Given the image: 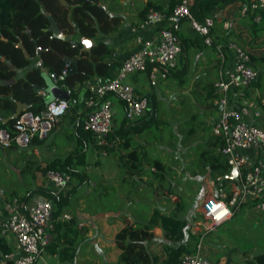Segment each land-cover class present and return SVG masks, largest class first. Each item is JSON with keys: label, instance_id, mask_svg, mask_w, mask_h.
<instances>
[{"label": "built area", "instance_id": "built-area-1", "mask_svg": "<svg viewBox=\"0 0 264 264\" xmlns=\"http://www.w3.org/2000/svg\"><path fill=\"white\" fill-rule=\"evenodd\" d=\"M193 2L194 0H179L169 12L148 8L142 26L151 23L164 25L155 39L137 38L138 47L122 59L110 79L90 86V95L84 100L90 110L84 119L83 127L98 137L105 136L112 129L114 110L108 93L122 100L125 117L129 120L143 115L149 109V97L138 93L132 83L124 82L123 79L129 73L145 70H148L151 84L156 83L158 78L166 77L176 67L178 55L182 50L177 28L184 19L194 33L202 36L206 45L214 46L220 65L218 76L213 82L216 95L213 96L212 103L217 108V116L212 123V132L223 140L219 151L230 160L231 168L236 167L237 176L230 180V193L220 187L215 193L201 199L199 204L202 218L197 222L200 234L196 248L192 252L183 253L174 264H217L203 253L204 235L228 220L241 205L254 208L264 217V120L258 121L261 114L259 106L264 105V98L247 99L246 106L254 110L252 114L244 116L238 104L241 90L249 86L257 77L258 71L249 53L238 42L232 39L214 41L211 35L213 18L197 19L191 11ZM263 4L264 0H242L240 12L248 13ZM254 19L259 21L261 15L255 14ZM223 26L227 28L229 22L225 21ZM227 59H230L231 63L225 70ZM68 63L66 61L60 71L59 77L62 79L67 73ZM69 105V99L55 98L45 102L39 111L23 108L13 118L10 126L0 127V146L22 147L32 144L36 138H45L66 113ZM45 173L59 188L69 185L71 180L67 172L48 169ZM21 206L23 209H19ZM3 207L6 210H17L9 219L7 227L1 231L8 236V240L12 239L13 262L34 264L41 250L56 236L52 200L46 196H38L29 202L21 203L14 197L12 202H5ZM3 207L0 206V214Z\"/></svg>", "mask_w": 264, "mask_h": 264}, {"label": "trees", "instance_id": "trees-1", "mask_svg": "<svg viewBox=\"0 0 264 264\" xmlns=\"http://www.w3.org/2000/svg\"><path fill=\"white\" fill-rule=\"evenodd\" d=\"M67 5L63 4L61 0H0V78L11 77L14 74L11 66L21 67L28 62L20 47L16 46V42L21 39L23 44L31 53L34 48L40 46L42 50V61L44 65L50 67L51 71L59 72L65 65L66 61L59 55L79 57L78 70H75L72 63L67 64L70 68L69 74L62 79L64 83L70 86L71 94H75L74 84L79 81L82 82L91 73H105L108 68L109 59L105 60L104 56L107 52V46L103 41H99L93 48L92 55L87 56L86 52L79 51L81 45V35L76 39V45H71L68 41L59 37L50 36L51 32L45 29L48 26L49 20L43 10L52 14L56 19L59 28L64 33H70L78 28L85 36H93L99 30H109L113 28V24L120 19V15L109 16L106 8L102 4L96 3L94 0H66ZM179 0H168L163 3L148 2L140 11V20L143 22L146 19V13L150 6L155 9H161L164 12H169ZM242 0H194L191 11L193 15L202 20L205 17H212L214 24L211 27V35L214 41H228L229 39L237 40L238 43L249 53L250 59L256 70L261 73L264 71V47L260 43V35L264 30V4L256 9L249 10L248 13H241L240 6ZM164 8V9H163ZM221 11V13H219ZM259 13L262 24L254 19L255 14ZM186 22L187 20L184 19ZM183 20V21H184ZM225 21L229 22V26L224 28ZM188 24V22H187ZM30 31L31 36L27 33ZM192 32H194L191 29ZM181 41V32H178ZM199 35V34H197ZM36 42H34V39ZM201 45H206L203 42L202 36L198 39ZM214 50V46L210 45ZM10 59L11 66L6 63L4 59ZM218 64L219 58H217ZM55 72V73H56ZM40 71L37 67L30 69L24 76L17 78V83L13 85L11 90L13 96L21 95L23 98L36 99L40 94L32 87L33 82L40 81ZM10 86L8 84H0V92L6 93ZM205 98H212L215 93L213 84L205 85ZM90 95V90L86 91L85 99ZM113 101V107L117 102H122L116 95L112 93L107 94ZM84 99V100H85ZM8 113L13 112L14 103L6 96H0V105L8 104ZM97 103L99 101L97 100ZM44 102L35 106L30 105L26 108L34 111H39L43 108ZM213 104V103H212ZM124 105V103H123ZM69 109V108H68ZM90 107L85 103L80 113L76 112L74 107L70 111H74L73 118L76 120L75 125L79 132V145L77 148L70 150L64 157H55L48 161L43 167L37 166V169L46 172L48 169H55L62 172H67L71 179L79 177L81 182H85L88 176L85 170H80L76 167L73 157L82 149L80 145H86L82 138L91 139L96 148L102 150H113V139L110 138L111 130L105 135L98 137L94 132L83 127L84 119L86 118ZM67 112V111H66ZM65 115V114H64ZM126 120L129 121L125 117ZM14 119H9L7 122L1 123L2 126H10ZM204 121V120H203ZM124 118L119 122L118 134L121 141L117 144L118 148L124 150L122 158L126 161L133 172H140L141 175H147L149 181H155L154 187L161 186L162 189H167L168 193H174V190L168 186L171 184L167 177L166 164L159 158L150 155V152L145 145H140L135 138L128 135L131 129L123 128ZM84 134H87L84 135ZM41 139H34L32 144ZM113 144L110 145L109 142ZM212 141L223 145V140L219 136H214ZM210 142V140H209ZM12 147V146H10ZM84 152V150H83ZM209 153V156L206 153ZM202 157L206 162L203 168L207 165V173L216 189L224 187L230 193L228 181V173L231 168L230 160L220 154H212L210 150H202ZM24 168H22L23 170ZM174 169V168H173ZM177 173L176 170H174ZM150 177H149V176ZM168 179V181H167ZM168 183V184H166ZM76 185V184H75ZM73 185V187H75ZM71 187V188H73ZM39 193L41 196H46L54 201L60 208L63 204L61 199L64 196L60 191H53L45 185H37L28 187L25 194L22 195L19 201L27 202L33 196V193ZM175 201V210L173 213H166L158 208H155L148 223H134L125 216L124 224H122L116 232V245L121 249L120 260L123 264H155L158 260L156 255H153L143 242L145 238V231L152 228L154 225H159L162 228V235L165 238L162 250L164 258L159 264H174L183 253L192 252L196 248V243L200 232H193L187 225L188 219L177 215V211L183 208V202L180 196H177ZM3 207V203L1 205ZM22 207V206H21ZM3 210L4 207H3ZM53 218V216H52ZM55 224V222H54ZM150 234V233H149ZM12 248L8 242L6 235L0 233V262L4 256L6 260L4 264H15L12 257L9 255ZM241 264H264V250L255 253L251 257L244 259Z\"/></svg>", "mask_w": 264, "mask_h": 264}, {"label": "crops", "instance_id": "crops-1", "mask_svg": "<svg viewBox=\"0 0 264 264\" xmlns=\"http://www.w3.org/2000/svg\"><path fill=\"white\" fill-rule=\"evenodd\" d=\"M96 3L102 4L109 16L113 15H120V19H118L112 26L113 28L109 30H99L93 36H87L93 38L95 43L90 46V52L84 50L87 56L92 55V51L94 46L99 42L103 41L107 46V52L104 56V59H109V64L107 71L103 74L98 72L91 73L86 79L82 82L77 81L74 84V91L75 94H71L70 86L67 83L62 81V86H68L70 89V97H69V109L53 126L52 130L49 134L32 144L31 150H23L20 147L12 146L11 148H17L18 151H24L26 154L30 153V156H34L37 159L35 164H25L26 166L17 167L16 169L21 173L22 168H30L28 169L32 173V180L34 186L37 185H45L49 187L53 191H60L61 194L64 196L61 201L63 202L62 206L59 208L53 201V221L55 222V229H56V236L55 239L45 248H43L38 256L37 260L34 264H93V260H95L96 256L87 253L84 254V257L80 258L81 247L86 244L90 243L93 245H100L101 246V239L105 237L108 239L106 244H110L114 246L117 251L121 252V249L116 245V232L119 227L124 224L125 216H127L133 223L136 225L137 223H148V219L155 208H158L156 205L152 207L149 217L147 218H136L132 219L131 213L126 209V201H128L129 197L127 196L126 192L121 189H116L114 192V198L120 204L117 209H93V207L89 206L87 201H85L84 193H91L94 194L96 200L99 201V197L105 194V191H95L94 188L91 186L96 185V179H101V184L110 183L113 179L112 174H116L114 177L116 178L118 175L124 174V171L127 172V175L131 174L135 177H138L141 180V184H145V187L149 188L152 193L156 195L155 199L164 197V196H171L173 199L174 197L178 198V194L175 195L174 193H168L167 189H162L161 186L154 187L156 184L155 182L150 183V185L146 184V180H149L147 175H141L140 172H133L129 167L128 163L123 160L122 155L126 152L123 148L119 147L120 154L118 157L114 156V160L109 159L106 160L105 169L101 170L103 174H99L100 172H92V176H87L85 182H81L79 177H73L72 183L64 187H56L54 183L46 176V173L41 171V169H37V166L43 167L48 161L52 160L55 157H64L66 156L70 150L77 148L79 145V132L77 130V126L75 125L76 120L72 117L74 111H70V108L74 107L76 112L80 113L83 109L84 99L86 96V91L89 90L90 86L93 84H98L110 79L116 72L117 68L121 64L122 59L129 54L132 50L138 47L139 43L137 38L143 39H152L156 38L159 29L164 25L162 24H146L142 26V21L140 20V11L144 8V6L148 3H163L168 0H144V5L138 11H128L127 8H118L113 0H96ZM120 3L126 6H132L133 0H119ZM152 7V6H150ZM149 7V8H150ZM154 8V7H152ZM164 9V8H163ZM159 10H162L159 9ZM133 15L135 20H131V16ZM261 20V19H260ZM178 32H181L183 40L181 41L182 50L178 55L177 65L171 73V76H176L180 74L178 71V62L182 59V53L184 52V56L187 55V52L191 53V56L194 61H199V67L193 69L192 73H189V77L186 80V85L183 88H186L184 92L189 96L191 100H193L199 106L201 112L204 116V123L209 125L212 128V123L217 116V108L212 104L211 98H205L206 96V89L204 88L205 85L213 84L215 79L218 76L219 65L217 62V55L215 51L209 47L201 45L199 40V35L192 32L187 22L181 21L177 28ZM83 44V42H81ZM214 56L209 57L208 52L213 53ZM231 60L227 59L224 64V69L226 70L227 67L230 66ZM38 67L41 70L46 69L50 71V67L43 64L42 57L36 51H33L30 54L29 62L21 67L11 66L13 68L14 74L11 76L14 78V81L9 83L10 86L6 93L0 92V96H6L11 99L14 103V109L16 107L17 102L20 103L21 106L26 108L30 105H39L41 104V100L43 96L40 94L36 99H29L23 98L21 95L13 96L11 90L13 89V85L16 84L17 78L19 76H24L28 70L32 67ZM264 68V65H262ZM168 73V74H169ZM167 74V76H168ZM260 73L258 72V75ZM170 75V74H169ZM257 75V76H258ZM166 76V77H167ZM164 78H158L156 83L151 84L149 81V73L148 70L145 71H138L130 75L129 83H132L138 93L146 94L149 96L150 99V107L149 109L139 118L127 120L124 122L123 128L126 130L131 129V132H127L128 135H136L141 133L144 128L150 123L152 115L156 112L159 113L157 109H154L156 106L154 105L155 99V90L153 86L156 85L159 81L164 80ZM180 79V77H179ZM208 79V80H207ZM184 84V85H185ZM183 85V86H184ZM151 87V88H150ZM250 86L241 90V97L239 98V107L243 112L244 116L246 117L250 113V109L246 106L245 101L250 98H264V95L255 92L249 88ZM150 89V90H149ZM22 102V103H21ZM8 104L0 105V124L7 121V117L12 113H8ZM264 106V105H263ZM14 111V110H13ZM155 111V112H154ZM73 113V114H72ZM264 120V119H263ZM118 125L114 122L110 138L113 139L115 142L114 144L110 141L109 144L113 146V148H118V143L121 141L118 134ZM63 134V138L65 139L68 150L65 153L63 150L64 148L60 149L59 146L54 143L55 138ZM214 135V134H213ZM81 136V135H80ZM215 136V135H214ZM62 139V138H61ZM87 140L85 138H82ZM140 145H148V139L145 137L136 138ZM61 141V140H60ZM73 146V147H72ZM88 148V143L82 147V149L73 157L74 164L80 170H85L88 175V169L86 168L87 164L90 163L87 160L85 150ZM0 151L5 152L6 148L0 146ZM106 152V151H105ZM108 153L110 151H107ZM28 161V158H26ZM112 161V162H111ZM27 163V162H26ZM116 164L121 167L122 169H116L112 165ZM124 169V170H123ZM91 170V169H90ZM94 170V169H93ZM92 170V171H93ZM205 179L208 180L211 184L212 181L210 180L208 173L204 175ZM76 184V185H75ZM86 184L89 186L87 190L77 191L76 194V187L80 185ZM75 185V187H73ZM28 186V185H27ZM91 186V187H90ZM30 187V186H29ZM73 187V188H71ZM93 188V189H92ZM41 196V194H36L31 200ZM128 198V199H127ZM2 199V198H1ZM200 202V201H199ZM242 206V205H241ZM239 206L237 209L246 208L248 210V206L241 207ZM19 208V207H18ZM19 209H23L20 207ZM234 211V214L236 210ZM250 209V208H249ZM162 211V210H161ZM17 213V210H3L0 214V233L2 229L7 227L9 219ZM69 215V217H65V215ZM234 214L225 222L230 221L233 219ZM224 223V222H223ZM187 225L190 227V230L193 232H198V226L195 223H192L188 220ZM162 228L159 225H154L152 228H149L145 231V238H143L144 244L147 246L149 251L156 255L158 260L155 264H159V262L164 258L163 254V244H165V238L162 235ZM150 233V234H149ZM2 234V233H1ZM8 237V236H7ZM8 239V238H7ZM10 246L12 245V239L8 240ZM214 244L211 243V240H208L204 244V254L211 255V260L215 261L217 264H241V262L254 255L255 253H250L248 255L242 256V259L236 255L237 247L232 246L228 247L227 244L224 243L223 239L214 240ZM12 248V247H11ZM245 254V253H244ZM12 257V253L9 255ZM6 256H4L0 262V264H4L6 260ZM100 259V258H99ZM104 264H111L107 257H105Z\"/></svg>", "mask_w": 264, "mask_h": 264}, {"label": "rangeland", "instance_id": "rangeland-1", "mask_svg": "<svg viewBox=\"0 0 264 264\" xmlns=\"http://www.w3.org/2000/svg\"><path fill=\"white\" fill-rule=\"evenodd\" d=\"M104 1L105 0H102V2ZM113 1L119 9L128 7V11H138L143 7L145 2L144 0H133L132 6H126L120 3L119 0ZM132 19L135 20L136 18L132 15L131 20ZM262 20L263 19L258 23L262 24ZM259 38L260 43L264 47V30L261 32ZM236 42L238 41L236 40ZM214 54V51L213 53L208 52L209 57H213ZM198 67L199 61H194L189 51L186 56H184L183 52L182 59L178 62V71L180 73L178 77L171 76V73H169L170 75L168 74L164 80L159 81L153 86L155 90L154 105L156 106L154 109H157L159 113L157 114L154 111L155 113L152 115L150 123L141 133L130 135L135 139L146 136L148 139L147 148L152 158L157 157L166 164L167 177L171 182V184H166L171 186L170 188L174 190L175 195L178 194L180 200L183 202V208L176 212L177 215L186 217L190 222L195 223L196 226H198L197 222L202 218L201 206L199 204L200 199L216 191V187L204 177L207 173V165L203 168V164L206 160L202 157L201 152L204 149H211L212 154L224 156L219 151V144L212 141L214 137L212 128L204 123V116L199 106L184 92V90L190 86V84L188 86L185 84L189 77V73H192L193 69ZM173 70L175 69H172L170 72ZM131 74L133 73L127 74L123 81L128 82ZM185 86L187 87L183 88ZM249 86L251 90L264 95V71L261 72ZM41 102L45 103L46 101L41 100ZM259 109H261V114L258 116V121H262L264 119V106H259ZM113 110L114 122L116 125H119V122L123 120V118L124 121L127 122L123 103L117 102ZM253 110L254 109H250L251 114ZM84 135L87 136V134ZM63 136V134L58 135L54 143H56L60 149L64 148L63 151L66 153L68 145ZM86 140L88 148L84 151L87 160L90 161L86 166V168H89L87 170L88 176H92V172H100L105 169L106 160H114V156L118 157L120 154L119 148L108 150L110 151L108 153L107 150L96 148L91 139L88 138ZM83 146L84 145H80V147ZM206 155L209 156V153L207 152ZM26 158H28V161H26ZM36 162L37 159L34 156H30V153L26 154L24 151H18L17 148L14 147H6L5 152L0 151V206L2 203L12 202L14 197L19 200L20 197L25 194V190L29 186L34 187L32 173L28 170L30 168L24 167L21 173L16 168L26 166L25 164H30L32 166V164ZM112 166L115 167V170L122 169L116 164ZM174 170H176L177 173H175ZM99 174L102 175L103 172ZM112 175L113 180L110 181L111 184H101L102 181H100L101 179L99 178L96 179L98 180L96 181V185H93L94 183L91 184L94 188H92L93 190L105 191V194L99 197V201L96 200L94 194L84 193L85 201H87L88 205L93 207V209H117L118 207H123V204L120 206L114 198L115 190L121 189L125 191L129 197V199L127 198L128 201H126V209L136 218L149 217L154 205L159 207V210L166 213H173L176 211V197L172 199L171 196H164L155 199L156 195L152 193L149 188L145 187L144 183L142 186L141 180L138 177L131 174L127 175L126 171L116 178L114 177L116 174ZM149 179L152 180L151 178ZM146 181L147 185L155 182ZM69 183H72V179ZM228 184L230 189V180ZM88 187L89 186L86 184L80 185L75 188V192L77 194V191L87 190ZM222 188L227 192L226 188ZM36 194L38 193L34 192L32 198ZM27 201H31V197ZM244 206L246 205H242L241 207ZM222 239L228 247L236 246L238 248L236 255L241 259L242 256L252 252L257 253L263 251L264 217L258 214L252 207L251 209L248 207V210L246 208L237 209L232 220L218 225L214 230L204 235L203 244L208 242V240H211V243L214 244V240L221 241ZM107 241L108 239L103 237L101 239V246L90 243L84 244L81 247L79 257L82 258L84 254L86 255L89 253L91 256H96V259L93 260V264H104L105 257L108 258L111 264H123L117 249L110 244H106ZM208 257L211 258V255H208Z\"/></svg>", "mask_w": 264, "mask_h": 264}, {"label": "water", "instance_id": "water-1", "mask_svg": "<svg viewBox=\"0 0 264 264\" xmlns=\"http://www.w3.org/2000/svg\"><path fill=\"white\" fill-rule=\"evenodd\" d=\"M63 4L67 5L68 2L66 0H61ZM97 2L96 0H94ZM43 12L47 15L49 24L46 29L51 31V36L59 37L64 40H70V34L64 33L60 30L59 25L54 18V16L47 11L43 10ZM221 13V11L219 12ZM28 34H30V31H28ZM91 43L94 44L95 40L90 37H85L83 40V44L87 45L85 47H81L80 51L87 50L90 52V46ZM18 47L22 49L24 52L25 57L28 56V52L25 48V46L22 43V40L19 39L18 42L16 43ZM61 58H63L67 62H72L75 65V70H78V60L79 57L77 55L75 56H65V55H59ZM258 75V74H257ZM40 81L39 82H33L32 87L34 90L37 92H41L40 94L43 96V99L48 102L51 101L55 98H64V99H69L70 97V89L68 86H62V77H56L54 73H52L49 70L43 69L40 71ZM14 81V78H8V79H0V84H9ZM43 93V94H42ZM22 103V102H21ZM24 107L20 105L19 102H17L16 107L14 111L7 117V121L9 119L15 118L19 112L23 109ZM6 121V122H7ZM262 126H264V122H262ZM23 150H31L32 149V144H28L27 146H22L20 147ZM237 176V169L236 167L232 166L228 177L230 178H236ZM200 202L202 200L200 199ZM132 219H136L131 215Z\"/></svg>", "mask_w": 264, "mask_h": 264}, {"label": "flooded vegetation", "instance_id": "flooded-vegetation-1", "mask_svg": "<svg viewBox=\"0 0 264 264\" xmlns=\"http://www.w3.org/2000/svg\"><path fill=\"white\" fill-rule=\"evenodd\" d=\"M49 24V23H48ZM47 28V27H46ZM45 28V29H46ZM48 30V29H47ZM28 31L29 30H27V33H28ZM50 31V30H49ZM51 32V31H50ZM67 34H70V40H66V41H68L71 45H76L77 43H76V39H77V37H78V35H81V42H83V40L85 39V37H87V36H85V35H83L82 34V31L80 30V29H78V28H76V29H74L72 32H70V33H67ZM29 36H31V34H29ZM50 36H51V34H50ZM34 39V38H33ZM18 42V41H17ZM16 42V43H17ZM34 42H36L35 41V39H34ZM22 43H23V41H22ZM24 45V44H23ZM17 46V45H16ZM25 46V45H24ZM85 46H87V45H85V44H82L81 43V45H80V47H79V51H80V48L81 47H85ZM38 47V48H37ZM36 48H34L33 49V51H36V52H38L39 54H40V56L42 57V55H41V53H42V50H43V48L42 47H40V46H37ZM26 48V47H25ZM22 50V49H21ZM26 50H27V48H26ZM33 51L31 52V53H29L28 52V50H27V52H28V56L26 57L27 59H28V62H29V58H30V54H32L33 53ZM82 52V51H81ZM83 52H85L84 50H83ZM23 54H24V52H23ZM25 56V55H24ZM1 58L2 59H4L5 61H6V63H8L9 65H11V62H10V59H6L4 56H1ZM79 61V60H78ZM27 62V63H28ZM26 63V64H27ZM69 63H72V62H69ZM72 65H73V67H74V69H75V65L72 63ZM36 67V66H35ZM34 67H32L31 69H33ZM38 68V67H37ZM41 69V68H40ZM40 69L38 68V70L40 71ZM69 70H70V68H68L67 69V73H66V75H64V77H63V79L69 74ZM29 71V70H28ZM50 71H51V69H50ZM52 73H54V75L56 76V77H59V75H60V71L59 72H53V71H51ZM8 78H11V77H5V78H0V79H8Z\"/></svg>", "mask_w": 264, "mask_h": 264}]
</instances>
